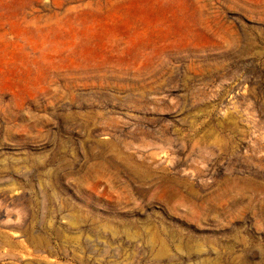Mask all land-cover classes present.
<instances>
[{"label":"rangeland","instance_id":"obj_1","mask_svg":"<svg viewBox=\"0 0 264 264\" xmlns=\"http://www.w3.org/2000/svg\"><path fill=\"white\" fill-rule=\"evenodd\" d=\"M0 264H264V0H0Z\"/></svg>","mask_w":264,"mask_h":264}]
</instances>
